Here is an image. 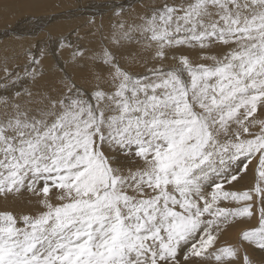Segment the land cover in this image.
<instances>
[{"label": "snow or ice", "instance_id": "snow-or-ice-1", "mask_svg": "<svg viewBox=\"0 0 264 264\" xmlns=\"http://www.w3.org/2000/svg\"><path fill=\"white\" fill-rule=\"evenodd\" d=\"M0 264H264V0H112L4 50Z\"/></svg>", "mask_w": 264, "mask_h": 264}, {"label": "bare ground", "instance_id": "bare-ground-1", "mask_svg": "<svg viewBox=\"0 0 264 264\" xmlns=\"http://www.w3.org/2000/svg\"><path fill=\"white\" fill-rule=\"evenodd\" d=\"M56 1H59V2H61V3H56ZM65 1H67V0H2V1H0V10L3 12V15H4V19H10V20H12V19H15L16 20V22L14 21V22H11V24H14L15 26H17V27H15V28H10L9 26L6 28V29H2L3 28V24H1L2 25V28L0 27V29H1V31H0V34L1 33H3L4 34V32H3V30L4 31H8L7 32V34L9 35V33L10 34H12L11 32H17V31H20V29L18 28V26H22L21 28H23L24 29V27L23 26H26L27 25V27H26V29L28 28H32L31 30H34L35 28H37V26H35V24L37 25L38 23V19H40L41 17H42V20H43V22L44 23H47V22H49L50 21V18L52 17V16H49V17H44V16H41L40 17V15L38 16V13L39 12H42L43 13V11H45V10H48L49 12L50 11H53L54 9H55V7L57 8L58 6H60L61 5V7H59V9L61 10V8H66V5H65ZM70 1V0H69ZM86 2H87V0H85ZM90 2H93V1H95V0H89ZM78 2V1H77ZM81 2V1H80ZM85 2V3H86ZM129 2H131V0H129ZM68 3V2H67ZM66 3V4H67ZM82 4H85L83 1L81 2ZM111 3H112V0H106V1H102V2H98L97 1V3L96 2H93V3H88L89 5H90V7H94L95 8V12H94V15L95 14H97L98 15V17L100 18L101 17V15H103L104 16V18H105V20H107V17H108V15H109V10H110V5H111ZM56 4V5H55ZM75 4H77V3H74L73 5H74V7H73V9H75V10H77V9H84V8H86L87 9V7H86V4H85V7L84 6H82L81 4H77V5H75ZM73 5H70L71 7L73 6ZM67 6H69V5H67ZM69 6V7H70ZM88 6V5H87ZM90 7H88V8H90ZM68 8V7H67ZM66 8V9H67ZM91 10H94V9H91ZM84 11V10H83ZM82 11V12H83ZM88 11V10H87ZM101 11V12H100ZM46 12V11H45ZM44 12V13H45ZM48 12V13H49ZM56 11H54V13H55ZM71 12V11H70ZM86 11H84V13H85ZM97 12H100V13H97ZM103 12V13H102ZM51 13V12H50ZM53 13V12H52ZM68 13V12H67ZM80 13V12H79ZM83 13V15L85 16V14ZM89 13V12H88ZM102 13V14H101ZM19 14H21V16H23V17H21V18H18V17H20V15ZM24 14H27V16L25 15L24 16ZM70 14V13H69ZM72 14V13H71ZM93 14V13H92ZM11 16V18H10V16ZM17 15H18V17H17ZM31 15H33V16H31ZM67 15V14H66ZM78 15V14H77ZM80 15V14H79ZM89 15V14H88ZM96 15V16H97ZM8 16V17H7ZM30 16V17H29ZM48 16V15H47ZM69 16H71V15H69ZM81 16V15H80ZM84 16H82V17H84ZM54 17V16H53ZM63 16H61V18H62ZM73 17H74V15H73ZM77 17V16H76ZM87 17V16H86ZM89 17V16H88ZM1 18H3L2 16H1ZM58 18H59V16H58ZM67 18V17H66ZM71 18V17H70ZM69 19V18H68ZM72 19V18H71ZM74 19V18H73ZM72 19V22L70 21V22H68V21H66V19H61V20H63V22L64 21H66L65 23H59L60 21V19L55 23V21H54V23L52 24V22H51V24L50 25H48V26H46V29H47V31H48V33H50V34H52V36L53 35H57L56 33H61V32H66L67 30H69L70 31V29H72V27H76L75 25H77L78 23H79V21L80 20H73ZM80 19H81V17H80ZM83 20L85 19H87V18H82ZM82 19H81V21H82ZM1 20V19H0ZM3 20V19H2ZM19 20V22H17ZM54 20V19H53ZM52 20V21H53ZM57 20V19H56ZM98 20V19H97ZM4 22H7V21H5V20H3ZM80 21V22H81ZM39 22H41V21H39ZM62 22V21H61ZM22 23V24H21ZM82 23V22H81ZM10 24V25H11ZM34 24V25H33ZM28 25H31V26H28ZM80 25V24H79ZM78 25V26H79ZM82 25V24H81ZM12 26V25H11ZM6 27V26H5ZM34 27V28H33ZM39 28V27H38ZM13 29V30H12ZM28 29H27V31H28ZM37 30V29H36ZM25 31V32H24ZM30 31V30H29ZM69 31H68V33H69ZM21 32H22V34L23 33H27L26 32V30H21ZM19 33V32H18ZM34 33V32H33ZM45 33V32H44ZM5 34H6V32H5ZM4 34V35H5ZM40 34V33H39ZM38 34V35H39ZM64 34V33H63ZM65 35V34H64ZM16 36V35H15ZM25 36H28V34L27 35H25ZM47 36V35H46ZM13 37V36H12ZM11 37V38H12ZM20 37V36H19ZM22 37V36H21ZM20 37V38H21ZM24 37V36H23ZM41 38H42V35L40 36ZM5 38H7V37H5ZM8 38H10V36L8 37ZM15 38H17V37H15ZM15 38H13V39H11V41L9 42V39H8V42L4 45L2 42H4V41H0L1 43H0V49L2 48V49H4V48H13V47H16V48H19V46L21 45V44H25L24 43V40L22 41V40H20V38L18 39H15ZM28 38L29 39H31V38H33L32 36H31V38L30 37H25V42L26 41H29L28 40ZM2 40V39H1ZM4 40V39H3ZM6 40V39H5ZM13 40V41H12ZM31 40H33V39H31ZM30 42H32V41H30ZM5 43V42H4ZM27 43V42H26ZM25 46V45H24ZM10 49V50H11ZM4 52V51H3ZM1 53H2V51H1ZM50 58H52V57H50ZM54 60V59H53ZM52 60V61H53ZM46 63L47 62H51V59L49 60V61H45ZM53 62H55V61H53ZM52 62V63H53ZM55 64V63H54ZM49 65L51 66V64L49 63ZM56 66V65H55ZM47 68V67H46ZM54 68V67H53ZM53 68H51V70L53 69ZM48 70V69H47Z\"/></svg>", "mask_w": 264, "mask_h": 264}, {"label": "rangeland", "instance_id": "rangeland-1", "mask_svg": "<svg viewBox=\"0 0 264 264\" xmlns=\"http://www.w3.org/2000/svg\"><path fill=\"white\" fill-rule=\"evenodd\" d=\"M0 1H2V0H0ZM4 1V0H3ZM78 1V2H77ZM83 1L84 3L86 2L85 0H67V1H65L66 3H65V5H66V8H61V10L59 9V7H61V5L60 6H58L57 8L55 7V9L53 10V11H48V10H45V11H43V13L42 12H39L38 13V16L40 15V17L41 16H44V17H49V16H52L51 18H50V21L49 22H47V23H44L43 22V20H42V17L40 18V19H38V24L36 25L35 24V26H37V28H35L34 30H31L32 28H27L28 29V31H27V29H26V27H27V25L26 26H23L24 27V29L23 28H21L22 26H18V28L20 29V31H17V32H11L12 34H10L9 33V35L7 34V30L6 31H4L3 30V32H4V34H5V32H6V34L4 35L3 33H1L0 34V41H4V42H2L4 45L8 42V39H9V42L11 41V39H13V38H15V37H17L18 39L20 38V40H24V45L25 46H27V44H28V42H30V41H35V42H39V41H41V40H43L45 37H48V36H51L53 39L54 38H56L57 36H59V35H61V34H65V35H69L70 34V31L69 30H67L66 32L64 31V32H61V33H56L57 35H53L52 36V34H50V33H48V31H47V29H46V26H48V25H50L51 24V22H52V24L54 23V21H55V23L58 21L59 23H65L66 21H68V22H72V19L73 20H80L81 21V19L82 18H89L90 16H92V15H94V12L97 10H95V8L94 7H90V5L88 4V3H93V2H96L97 3V1L98 2H102V1H106V0H95V1H93V2H90L89 0H87V2L85 3L86 4V7H87V9L86 8H84V9H77V10H75V9H73V7H74V3H77V4H81L82 6H84L85 7V4H82L81 2ZM59 1H56V3H58ZM59 3H61V2H59ZM77 4H75V5H77ZM56 5V4H55ZM67 5H73L72 7L70 6H67ZM88 5V6H87ZM88 7H90V8H88ZM91 9H94V10H91ZM86 11L85 13H84V11ZM88 10V11H87ZM54 11H56L55 13H54ZM71 11V12H70ZM83 11V12H82ZM45 12V13H44ZM49 12V13H48ZM53 12V13H52ZM68 12V13H67ZM80 12V13H79ZM89 12V13H88ZM101 12V11H100ZM100 12H97V13H100ZM70 13V14H69ZM72 13V14H71ZM83 13L85 14V16L83 15ZM93 13V14H92ZM103 13V12H102ZM101 13V14H102ZM67 14V15H66ZM78 14V15H77ZM81 16H80V15ZM89 14V15H88ZM20 15V17H18V15H17V17L18 18H21V17H23V16H21V14H19ZM27 16V14H24V16ZM48 15V16H47ZM69 15H71V16H69ZM73 15H74V17H73ZM95 15H97V14H95ZM1 16L3 17V18H1ZM10 16V15H9ZM31 16H33V15H31ZM54 16V17H53ZM58 16H59V18H58ZM61 16H63L62 18H61ZM77 16V17H76ZM82 16H84V17H82ZM87 16V17H86ZM89 16V17H88ZM8 17V16H7ZM30 17V16H29ZM67 17V18H66ZM72 19H71V18ZM80 17H81V19H80ZM97 17V21H99V17H98V15L96 16ZM10 18H11V16H10ZM69 18V19H68ZM0 27L2 28V25L1 24H3V28L2 29H6L8 26L10 27V28H15V27H17V26H15L14 24H11V22H16V20L15 19H12V20H10V19H4V15H3V12L0 10ZM5 20V21H7V22H4L3 20ZM54 19V20H53ZM57 19V20H56ZM61 19H66V21H64L63 22V20H61ZM53 20V21H52ZM39 21H41V22H39ZM62 21V22H61ZM79 21V23L77 24V25H75L76 27L80 24H83L84 23V21H85V19L83 20L82 19V23ZM17 22H19V20L17 21ZM57 22V23H58ZM50 23V24H49ZM12 26H11V25ZM22 24V23H21ZM48 24V25H47ZM34 25V24H33ZM79 25V26H80ZM6 26V27H5ZM28 26H31V25H28ZM39 27V28H38ZM34 28V27H33ZM74 27H72V29H73ZM37 29V30H36ZM13 30V29H12ZM21 30L23 31V30H26V32L27 33H23L22 34V32H21ZM30 30V31H29ZM71 30V29H70ZM0 31H1V29H0ZM68 31H69V33H68ZM19 32V33H18ZM25 32V31H24ZM34 32V33H33ZM45 32V33H44ZM40 33V34H39ZM28 34V36H25V35H27ZM39 34V35H38ZM16 35V36H15ZM42 35V38L40 37ZM47 35V36H46ZM10 36V38H8ZM13 36V37H12ZM20 36V37H19ZM24 36V37H23ZM31 36L33 37V38H31ZM5 37H7V38H5ZM12 37V38H11ZM25 37L27 38V37H30L31 39H33V40H31V39H29L28 38V40L29 41H26L25 42ZM17 38H15V39H17ZM70 38H71V36H70ZM2 39V40H1ZM4 39V40H3ZM6 39V40H5ZM22 40V41H23ZM13 41V40H12ZM1 43V42H0ZM11 48H4V49H0V55H2L3 54V51L4 50H10ZM1 51H2V53H1ZM65 56H66V53L64 54ZM51 57V56H50ZM48 58L46 61H49L50 59H51V62H45V67H47L46 69H48L47 71L49 72V73H55L56 71H57V68H56V61L55 60H53V58ZM55 61V62H53V61ZM53 62V63H52ZM49 63L51 64V66L49 65ZM55 63V64H54ZM54 67V68H53ZM51 68H53L52 70H51ZM70 71H71V69H69ZM75 74V73H74ZM228 236H229V238L230 239H235V237H236V230L234 229V230H231L230 232H229V234H228Z\"/></svg>", "mask_w": 264, "mask_h": 264}]
</instances>
